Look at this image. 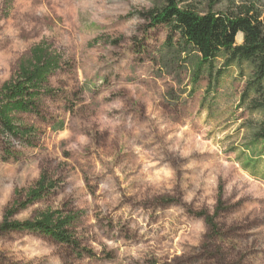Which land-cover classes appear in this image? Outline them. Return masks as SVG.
Wrapping results in <instances>:
<instances>
[{
	"label": "rangeland",
	"instance_id": "374dc122",
	"mask_svg": "<svg viewBox=\"0 0 264 264\" xmlns=\"http://www.w3.org/2000/svg\"><path fill=\"white\" fill-rule=\"evenodd\" d=\"M212 1L179 4H254L264 16V0ZM162 2L0 0V86L40 41L65 63L39 104L44 119L19 115L36 128L34 146L0 160V224L10 209L8 221L81 211L70 228L78 247L0 231V264H264L262 116L240 103L251 67L217 77V56L194 84L189 61H161L168 30L138 12ZM41 178L54 187L25 203Z\"/></svg>",
	"mask_w": 264,
	"mask_h": 264
},
{
	"label": "trees",
	"instance_id": "16d2710c",
	"mask_svg": "<svg viewBox=\"0 0 264 264\" xmlns=\"http://www.w3.org/2000/svg\"><path fill=\"white\" fill-rule=\"evenodd\" d=\"M222 1L213 0L211 5ZM237 7L235 12L213 10L211 7L205 12H199L194 8L180 6L179 0H163L160 5L138 12V15L147 21L148 28L158 25L167 28L161 61L164 56L167 57V65L170 61L178 60L180 64L186 65L189 61L192 66L191 81L194 84L206 69L211 75V62L217 56L224 58L223 67L216 71L217 77L235 62L249 64L251 73L240 94V103H245L249 111L261 114L262 120L253 133V142L264 141V16L256 10L254 4H240ZM239 32L243 38L240 44H236L235 37ZM64 65L62 55L45 41H40L30 48L27 56L19 60L14 75L0 86V138L3 141L1 161L17 159L19 147L34 146L36 128L23 123L19 115L30 114L44 119L39 104L44 97L55 94L49 85V78L63 69ZM53 187V184H46L44 178H41L37 188L28 192L25 203L41 197ZM221 195L222 189L219 188V202ZM12 211L10 209L5 213L0 231H35L73 248L79 246L70 228L79 219L80 210L67 214L59 210L48 211L32 220L8 221ZM197 215L203 217L213 231L216 229L213 215L205 211Z\"/></svg>",
	"mask_w": 264,
	"mask_h": 264
},
{
	"label": "bare ground",
	"instance_id": "6f19581e",
	"mask_svg": "<svg viewBox=\"0 0 264 264\" xmlns=\"http://www.w3.org/2000/svg\"><path fill=\"white\" fill-rule=\"evenodd\" d=\"M242 34L239 32V33H237V35H236V37H235V41L236 42H242Z\"/></svg>",
	"mask_w": 264,
	"mask_h": 264
},
{
	"label": "water",
	"instance_id": "95a60500",
	"mask_svg": "<svg viewBox=\"0 0 264 264\" xmlns=\"http://www.w3.org/2000/svg\"><path fill=\"white\" fill-rule=\"evenodd\" d=\"M240 44V43H239Z\"/></svg>",
	"mask_w": 264,
	"mask_h": 264
}]
</instances>
